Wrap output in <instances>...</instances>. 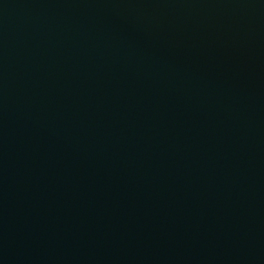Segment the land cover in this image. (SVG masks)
I'll return each instance as SVG.
<instances>
[{"label":"water","instance_id":"95a60500","mask_svg":"<svg viewBox=\"0 0 264 264\" xmlns=\"http://www.w3.org/2000/svg\"><path fill=\"white\" fill-rule=\"evenodd\" d=\"M0 264H264V0H0Z\"/></svg>","mask_w":264,"mask_h":264}]
</instances>
